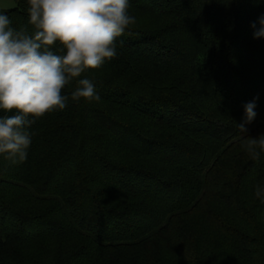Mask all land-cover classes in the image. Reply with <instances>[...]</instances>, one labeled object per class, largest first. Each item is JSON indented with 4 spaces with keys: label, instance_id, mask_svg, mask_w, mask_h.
I'll return each instance as SVG.
<instances>
[{
    "label": "trees",
    "instance_id": "trees-1",
    "mask_svg": "<svg viewBox=\"0 0 264 264\" xmlns=\"http://www.w3.org/2000/svg\"><path fill=\"white\" fill-rule=\"evenodd\" d=\"M17 1L0 12L18 29ZM127 14L117 56L64 86L65 109L28 117L27 159L0 154V264H264V150H246L264 134V0ZM85 78L99 100L72 99Z\"/></svg>",
    "mask_w": 264,
    "mask_h": 264
},
{
    "label": "clouds",
    "instance_id": "clouds-1",
    "mask_svg": "<svg viewBox=\"0 0 264 264\" xmlns=\"http://www.w3.org/2000/svg\"><path fill=\"white\" fill-rule=\"evenodd\" d=\"M27 4V23L18 29L0 12V109L19 113L0 117V154H7L4 158L13 164L27 159L28 128L36 122L28 117L65 109L64 86L86 69H97L105 59L116 57L117 38L136 22L127 14L129 0H27ZM259 25L255 39L264 37V16ZM252 27L256 29V24ZM78 83L81 87L72 93L73 100L100 99L89 79ZM255 107V100L244 106L245 118L237 124L241 132H248ZM257 147L264 150V134L246 144L253 159L259 158ZM262 194L264 189L257 186L256 197Z\"/></svg>",
    "mask_w": 264,
    "mask_h": 264
},
{
    "label": "rangeland",
    "instance_id": "rangeland-1",
    "mask_svg": "<svg viewBox=\"0 0 264 264\" xmlns=\"http://www.w3.org/2000/svg\"><path fill=\"white\" fill-rule=\"evenodd\" d=\"M17 6H18L17 0H0V11H8V10L16 8ZM152 259L154 258L151 257L149 261Z\"/></svg>",
    "mask_w": 264,
    "mask_h": 264
}]
</instances>
